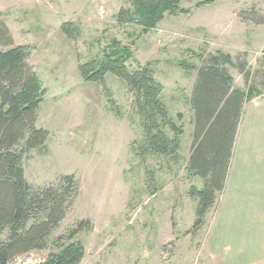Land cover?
I'll use <instances>...</instances> for the list:
<instances>
[{
  "label": "rangeland",
  "instance_id": "rangeland-1",
  "mask_svg": "<svg viewBox=\"0 0 264 264\" xmlns=\"http://www.w3.org/2000/svg\"><path fill=\"white\" fill-rule=\"evenodd\" d=\"M198 1L183 0L189 14H166L145 33L117 19L121 9L132 8V0H0V18L16 45L30 47L29 62L46 89L37 125L50 137L43 149L24 156L25 175L40 187L67 175L77 181L78 194L52 239L90 221V230L76 237L85 246L81 264H242L260 249L250 246L253 256L234 252L242 231L225 229L222 219L212 232L224 192L205 224L194 230L198 200L191 189L202 188L204 181L190 176L186 166L195 127L190 98L197 68L204 64L200 55L221 50L236 65L247 61L249 82L237 66L228 67L234 87L264 88V23L254 21L264 19V0H216L196 7ZM67 22L76 29L73 37L63 30ZM114 39L133 51L130 70L151 63L164 86L169 116L184 130L180 164L164 156L142 162L132 151L131 143L142 134L124 79L112 73L104 83L82 78L80 65L100 58ZM54 251L51 245L33 253L46 259Z\"/></svg>",
  "mask_w": 264,
  "mask_h": 264
},
{
  "label": "trees",
  "instance_id": "trees-1",
  "mask_svg": "<svg viewBox=\"0 0 264 264\" xmlns=\"http://www.w3.org/2000/svg\"><path fill=\"white\" fill-rule=\"evenodd\" d=\"M182 1L132 0V8L121 9L117 19L122 25H137L147 33L166 14H189L191 9L183 7ZM214 2L199 0L196 7ZM254 21L264 23V19ZM71 24L65 23L63 30L73 37L76 29ZM29 55L30 47L16 45L0 18V263H7L17 254L45 250L53 245L56 251L47 256L44 264H81L85 246L76 237L91 228L90 221L82 220L52 239L78 194L77 181L67 175L40 187L30 184L25 175L24 156L33 149H43L50 137L48 129L37 125L46 89L30 64ZM132 56L129 46L114 39L100 58L81 64L79 72L89 82L104 83L109 73L124 79L134 95L142 134L131 143L132 151L142 162L150 156H164L180 164L184 160L183 127L170 118L162 99L164 86L157 80L151 63L130 70L127 63ZM200 56L204 64L197 68L190 98L195 127L186 166L190 176L204 181L202 188L191 189L192 196L198 200L195 231L205 224L206 215L226 189L246 104L264 94V88L234 87L228 67L237 66L249 82L247 61L236 65L233 57L221 50L208 58Z\"/></svg>",
  "mask_w": 264,
  "mask_h": 264
},
{
  "label": "crops",
  "instance_id": "crops-1",
  "mask_svg": "<svg viewBox=\"0 0 264 264\" xmlns=\"http://www.w3.org/2000/svg\"><path fill=\"white\" fill-rule=\"evenodd\" d=\"M245 112L246 119L238 130L224 196L211 226L213 232L222 219L225 229L241 230L242 241L236 243L234 252L242 250L245 256H253L250 246L259 245L255 257L247 258L242 264H263L264 94L252 99Z\"/></svg>",
  "mask_w": 264,
  "mask_h": 264
},
{
  "label": "built area",
  "instance_id": "built-area-1",
  "mask_svg": "<svg viewBox=\"0 0 264 264\" xmlns=\"http://www.w3.org/2000/svg\"><path fill=\"white\" fill-rule=\"evenodd\" d=\"M45 259L38 258L33 252L20 253L15 255L7 263L0 264H44Z\"/></svg>",
  "mask_w": 264,
  "mask_h": 264
}]
</instances>
